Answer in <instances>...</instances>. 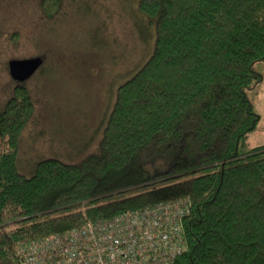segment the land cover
Here are the masks:
<instances>
[{"label":"trees","instance_id":"16d2710c","mask_svg":"<svg viewBox=\"0 0 264 264\" xmlns=\"http://www.w3.org/2000/svg\"><path fill=\"white\" fill-rule=\"evenodd\" d=\"M48 18L63 0H41ZM155 49L119 86L96 150L20 166L36 105L18 83L0 109V264L27 241L168 201H185L175 264H264V145L251 97L263 79L264 0H139ZM145 28H141L144 30Z\"/></svg>","mask_w":264,"mask_h":264},{"label":"rangeland","instance_id":"374dc122","mask_svg":"<svg viewBox=\"0 0 264 264\" xmlns=\"http://www.w3.org/2000/svg\"><path fill=\"white\" fill-rule=\"evenodd\" d=\"M138 4L63 0L59 13L48 18L41 0H0V109L19 83L10 61L44 59L23 82L36 105L21 141L20 166L27 174L42 158L77 162L97 149L119 86L155 49V29ZM259 100L262 118L246 152L264 144V91Z\"/></svg>","mask_w":264,"mask_h":264},{"label":"built area","instance_id":"2783aa9c","mask_svg":"<svg viewBox=\"0 0 264 264\" xmlns=\"http://www.w3.org/2000/svg\"><path fill=\"white\" fill-rule=\"evenodd\" d=\"M189 205L168 201L18 245L21 264H175L188 250Z\"/></svg>","mask_w":264,"mask_h":264},{"label":"water","instance_id":"95a60500","mask_svg":"<svg viewBox=\"0 0 264 264\" xmlns=\"http://www.w3.org/2000/svg\"><path fill=\"white\" fill-rule=\"evenodd\" d=\"M44 59L40 56L13 59L10 61V72L12 77L20 83L27 81L43 65Z\"/></svg>","mask_w":264,"mask_h":264},{"label":"crops","instance_id":"0c3cea01","mask_svg":"<svg viewBox=\"0 0 264 264\" xmlns=\"http://www.w3.org/2000/svg\"><path fill=\"white\" fill-rule=\"evenodd\" d=\"M259 72L262 73L264 77V63L259 66ZM263 91H264V78L253 90L250 91L251 97L256 105V109L258 110V112H259L258 103H260L261 100L257 101V98L259 99L261 97V93Z\"/></svg>","mask_w":264,"mask_h":264}]
</instances>
